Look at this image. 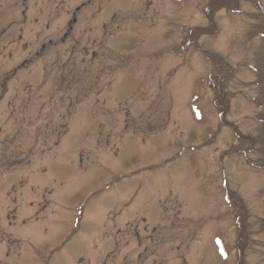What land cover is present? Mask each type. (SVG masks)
<instances>
[{
    "label": "rangeland",
    "instance_id": "1",
    "mask_svg": "<svg viewBox=\"0 0 264 264\" xmlns=\"http://www.w3.org/2000/svg\"><path fill=\"white\" fill-rule=\"evenodd\" d=\"M143 2L0 0V264H264V0Z\"/></svg>",
    "mask_w": 264,
    "mask_h": 264
},
{
    "label": "trees",
    "instance_id": "2",
    "mask_svg": "<svg viewBox=\"0 0 264 264\" xmlns=\"http://www.w3.org/2000/svg\"><path fill=\"white\" fill-rule=\"evenodd\" d=\"M255 71L257 72V70L255 69ZM257 83H258V81H257ZM260 83V82H259ZM258 83V84H259ZM259 88L261 89V87H260V85H259ZM225 108H227V105H226V103H225ZM263 154H264V150L263 151H261ZM263 154H262V158L261 159H263L264 158V156H263ZM264 161V160H263ZM260 163V165H257V169H259V170H261V171H263L264 172V164L262 163V161L261 162H259Z\"/></svg>",
    "mask_w": 264,
    "mask_h": 264
},
{
    "label": "flooded vegetation",
    "instance_id": "3",
    "mask_svg": "<svg viewBox=\"0 0 264 264\" xmlns=\"http://www.w3.org/2000/svg\"><path fill=\"white\" fill-rule=\"evenodd\" d=\"M137 1H138V3H139V2L141 3L142 8H143V3H144L143 1H146V0H137ZM142 2H143V3H142ZM110 14H111V13H110ZM111 15H112V14H111ZM73 16H74V15H73ZM73 21H74V19H73ZM44 170H45V169H44ZM44 170H43V171H44Z\"/></svg>",
    "mask_w": 264,
    "mask_h": 264
}]
</instances>
